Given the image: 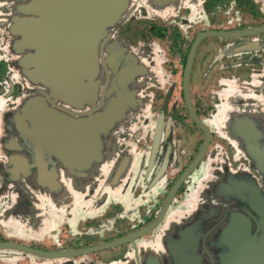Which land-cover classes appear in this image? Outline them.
I'll list each match as a JSON object with an SVG mask.
<instances>
[{
    "label": "flooded vegetation",
    "instance_id": "af4514ba",
    "mask_svg": "<svg viewBox=\"0 0 264 264\" xmlns=\"http://www.w3.org/2000/svg\"><path fill=\"white\" fill-rule=\"evenodd\" d=\"M29 1L0 0V243L79 249L155 222L132 241L74 256L0 247V264H126L134 249L165 255L163 238H181L179 228L201 216L206 234L191 237L229 238L221 235L227 206L253 232L257 214L231 195L238 181L263 193L264 183L230 125L239 117L242 133L247 116L264 144V0H129L98 55V91L107 77L108 96L119 90L128 106L103 139L101 161L76 177L42 158L50 188L34 181V153L18 131V121L29 123L22 102L42 90L23 77L17 60L28 51L15 52L11 32ZM115 76H125L122 87ZM11 156L20 169H8Z\"/></svg>",
    "mask_w": 264,
    "mask_h": 264
},
{
    "label": "water",
    "instance_id": "95a60500",
    "mask_svg": "<svg viewBox=\"0 0 264 264\" xmlns=\"http://www.w3.org/2000/svg\"><path fill=\"white\" fill-rule=\"evenodd\" d=\"M128 3L129 0H31L24 5L23 11L20 8L22 15L16 16L14 30L11 28L17 35L15 52L28 51L21 54L17 64L26 81L42 89L27 96L21 104V111L29 123L18 121V131L26 147L34 153V181L39 186L50 188L55 184L42 160L44 157L56 161L69 177H76L100 162L103 139L128 106L126 98L119 96V90L108 96L115 85L107 77L98 91L99 43L106 40L109 28L126 15ZM11 20L13 23V17ZM119 72L122 75L127 71L121 69ZM115 78L122 87L125 76ZM233 118L230 130L241 140L245 155L259 170L264 183L263 134L247 116L243 117L241 133L239 117ZM17 160V156L8 158L6 165L10 171L20 169L21 161ZM177 185L178 181L165 202ZM235 186L232 191L228 185V196L232 191L231 197L250 207L258 216L253 232L250 222L241 214L228 212L227 206L224 211L229 220L223 225L221 235L229 238L191 237L206 234L202 230L205 225H202L204 217L201 216L179 228L181 238H163L165 255L159 256L151 249L139 255L134 249L133 260L126 264H264V193L253 183L238 181ZM154 222L124 237L79 249L45 252L11 243H0V247L25 250L43 257L74 256L132 241L130 236L147 232Z\"/></svg>",
    "mask_w": 264,
    "mask_h": 264
},
{
    "label": "rangeland",
    "instance_id": "374dc122",
    "mask_svg": "<svg viewBox=\"0 0 264 264\" xmlns=\"http://www.w3.org/2000/svg\"><path fill=\"white\" fill-rule=\"evenodd\" d=\"M69 185V184H68ZM71 185V184H70ZM156 241H157V239H156ZM158 244V243H157ZM145 245H146V243L145 242H143V244H142V247H145Z\"/></svg>",
    "mask_w": 264,
    "mask_h": 264
}]
</instances>
